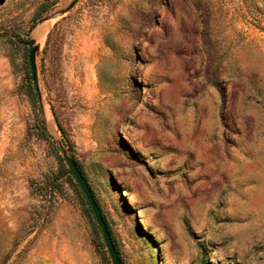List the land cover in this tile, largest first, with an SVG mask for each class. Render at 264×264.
Instances as JSON below:
<instances>
[{
  "label": "rangeland",
  "instance_id": "rangeland-1",
  "mask_svg": "<svg viewBox=\"0 0 264 264\" xmlns=\"http://www.w3.org/2000/svg\"><path fill=\"white\" fill-rule=\"evenodd\" d=\"M73 1L0 0V264H111L60 144L122 264H264V0Z\"/></svg>",
  "mask_w": 264,
  "mask_h": 264
},
{
  "label": "water",
  "instance_id": "water-1",
  "mask_svg": "<svg viewBox=\"0 0 264 264\" xmlns=\"http://www.w3.org/2000/svg\"><path fill=\"white\" fill-rule=\"evenodd\" d=\"M77 0L71 2L62 12L68 11L73 7ZM48 16L47 18H49ZM38 50V45L35 39L29 40V54H28V62L30 68V75L33 81L34 87L36 89L37 95L40 97V91L38 87V74H37V64H36V53ZM60 149L62 156L68 166L69 172L73 175L75 181L77 182L79 188L81 189L90 209L91 212L97 222V225L101 231L102 239L105 244L107 253L110 257L111 264H122V261L119 257L118 251L116 250L115 244L112 240L110 231L106 224V221L103 218L101 210L96 202V199L92 193V190L85 179L84 175L82 174L80 168L78 167L76 161L73 159L71 155L68 154L67 149L60 144Z\"/></svg>",
  "mask_w": 264,
  "mask_h": 264
},
{
  "label": "bare ground",
  "instance_id": "bare-ground-1",
  "mask_svg": "<svg viewBox=\"0 0 264 264\" xmlns=\"http://www.w3.org/2000/svg\"><path fill=\"white\" fill-rule=\"evenodd\" d=\"M46 27L47 26H44V27H40V29H38L39 30V33H38V37H42L44 34H45V32H46ZM39 28V27H38ZM39 39H37V41H38Z\"/></svg>",
  "mask_w": 264,
  "mask_h": 264
},
{
  "label": "trees",
  "instance_id": "trees-1",
  "mask_svg": "<svg viewBox=\"0 0 264 264\" xmlns=\"http://www.w3.org/2000/svg\"><path fill=\"white\" fill-rule=\"evenodd\" d=\"M77 186H78V184H77ZM84 202L86 203L88 210L91 212V209H90V207H89V205H88L87 201H86V200H84Z\"/></svg>",
  "mask_w": 264,
  "mask_h": 264
}]
</instances>
